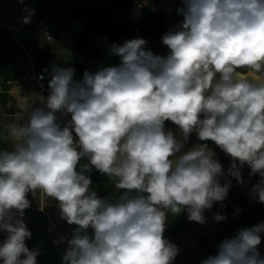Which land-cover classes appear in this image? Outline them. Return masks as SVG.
Listing matches in <instances>:
<instances>
[{"label":"clouds","instance_id":"clouds-1","mask_svg":"<svg viewBox=\"0 0 264 264\" xmlns=\"http://www.w3.org/2000/svg\"><path fill=\"white\" fill-rule=\"evenodd\" d=\"M181 5L182 21L161 36L166 57L137 36L108 46L119 65L85 70L80 80L75 68L53 65L47 96H21L14 82L19 111L0 121L8 145L0 149V264H37L23 221L37 193L76 226L53 241L67 245L62 264H173L169 214L186 210L204 224V211L228 196L208 141L259 174L250 197L264 204V0ZM25 11L27 22L35 10ZM93 168L114 192L98 195ZM229 174L243 184L235 163ZM262 234L264 222L242 227L200 264H264Z\"/></svg>","mask_w":264,"mask_h":264},{"label":"trees","instance_id":"trees-1","mask_svg":"<svg viewBox=\"0 0 264 264\" xmlns=\"http://www.w3.org/2000/svg\"><path fill=\"white\" fill-rule=\"evenodd\" d=\"M132 2L133 0H112L107 7L85 6L69 12V22H82L81 31L77 34L73 46V51L84 59L73 67L76 69L74 74L76 80L82 79L85 70H90L87 61L96 59L101 55V51L92 46L94 40L100 37H107L109 46L111 43L122 44L126 39L135 38L140 34L151 45L149 49L154 54H169V49L166 46L153 44L152 32L174 28L182 21L183 17L178 13L157 10L146 13L142 16V22L136 25L129 19L116 15L118 10H126ZM56 7L53 4L52 8L56 9ZM119 64L120 58L110 54L108 66H117ZM233 163H235L236 169L241 173L243 184L238 183L237 179L229 174V169ZM223 172L224 175L219 177V183L221 186L225 184L230 186L228 196L222 202H214L211 210L204 211L206 222L198 224L189 221L187 218L188 213L184 210L180 213L177 222L165 231L164 237L179 248V253L175 257L173 264H200L212 243L216 231L218 222L214 221L213 215L222 212L224 207L222 208L221 204L227 206L235 197L260 180L259 174L250 175L251 168L248 164L241 165L238 160L233 161L231 157L223 166ZM260 216V212L253 214L251 217L252 223L250 222L248 227L256 225ZM25 225L32 233V227L28 224ZM0 233L6 234L4 232ZM262 238H264V234H262ZM25 243L30 249L31 239L26 240Z\"/></svg>","mask_w":264,"mask_h":264},{"label":"crops","instance_id":"crops-1","mask_svg":"<svg viewBox=\"0 0 264 264\" xmlns=\"http://www.w3.org/2000/svg\"><path fill=\"white\" fill-rule=\"evenodd\" d=\"M26 1L27 0H23L25 4L29 5L32 8V6L26 3ZM138 1H140V4H138V6L145 5V3L147 2V0ZM21 3V0H0V54L3 55L1 59H4L0 62V121L8 119V122H10L9 116L19 111L16 108L18 97L9 95L12 88L14 87V82L20 88L21 96H30L33 93H39L44 96L48 95V91L45 90L43 86V83L45 81L39 83L36 82L35 75L33 76V81L35 83L28 80H20L18 69L21 65H24V63L19 62L20 54L17 52H13L15 51V48H12V44H15V46L19 47V49L22 51V60L24 58L28 59V65L31 67V71H33L34 64V62H32V59L29 58L25 53V48L29 46L27 38L21 33L11 34L7 30V26L13 24L17 19V16L20 12ZM95 3H97V0H66L64 3L56 4V9L49 8L41 14H38L37 11L32 8L35 10L38 16H43L48 11H53L54 22L61 23V25L57 26L53 32L54 34H57L61 30H65L68 33V38L66 40L67 47L70 49V52L66 54L63 53V47L57 44L46 45L45 43H42L35 49L34 59L40 60L44 57L45 54L51 55V52L53 51L59 54L58 59H61L63 61V63L65 64L64 67H74L75 65L81 63L84 59L82 56L76 54L73 51V46L77 34L81 31L82 25H78L74 21L69 22V12L76 8L95 6L97 5ZM177 3H179V1H177ZM171 13H177V11L174 10L171 11ZM19 37L23 38V42H19L17 40ZM5 41L8 43V45L5 44ZM100 41H103L105 43L107 52L109 53L107 37L97 38L95 42ZM6 46H9V48L7 49ZM92 46L95 47L93 43ZM109 62L110 53L106 66L109 65ZM12 75H14V77ZM9 81H13V83H9ZM208 144L210 149L217 152L218 158L221 161L223 168L230 157L222 162V159L226 155L221 152L219 148L214 146L213 143ZM6 148H8L7 143L0 142V149ZM89 175L91 180H94L95 177L97 179L98 177V173L93 171ZM28 199L31 201V207L25 209L23 221L25 224L30 225L33 229L30 248H39L41 255L45 259H47V263L37 261V264H62V255L67 245L66 243L54 244L53 241L58 240L61 235L70 236V233L76 226L68 225L66 221L60 218V210L57 206V201L52 200L51 198L41 200L40 193H37L35 198H33L31 194H29ZM177 216L171 215V217L167 221L166 230L171 227L172 224H174ZM50 224H52L53 227H50Z\"/></svg>","mask_w":264,"mask_h":264},{"label":"rangeland","instance_id":"rangeland-1","mask_svg":"<svg viewBox=\"0 0 264 264\" xmlns=\"http://www.w3.org/2000/svg\"><path fill=\"white\" fill-rule=\"evenodd\" d=\"M66 0H27L26 3L30 4L32 8H34L38 14H41L45 12L47 9L52 8L53 4H61L64 3ZM179 1V3H177ZM140 4V1L133 0V2L130 4V6L123 11H117V16L125 17L126 19L130 20V17L134 15H139L138 18H135L134 23L140 24L142 22V16H144L148 12H154L157 10L162 11H177L179 7H181V0H147L145 5L138 6ZM180 23V22H179ZM168 31V29L160 30V31H153L152 32V41L153 44L163 45L161 43V36ZM7 32V31H6ZM139 37H142L146 39L144 36L138 35ZM19 42H23V38L19 37L17 39ZM94 40L93 44L96 48H98L101 51V55L97 59L89 60L87 61L90 71H95L101 66H106L108 62L109 53L107 52L105 43L103 41L95 42ZM148 42V41H147ZM5 44L8 45V43L5 41ZM3 44V45H5ZM151 45L147 43V48L149 49ZM8 49L9 46H6ZM12 48H15V51L20 54L19 62L24 63V65H21L18 69V72L20 74V80H28L33 81V76L36 75V73L40 70H44L47 73V79L43 83V86L45 90L48 91V82L51 79V69L53 65H57L59 67H64V63L61 59H58L59 54L55 52H51L50 54H45L43 58L40 60L32 59L33 64V71H31V67L28 65L29 61L27 58H24L22 60V51L19 49V47L15 46V44H12ZM162 57H166L167 55L158 54ZM3 55L0 54V62L4 59H1ZM57 60H55V59ZM8 60V59H5ZM35 60V61H34ZM14 77V75H12ZM35 83V82H34ZM36 85V84H35ZM47 96V95H46ZM166 128L171 129L173 131H176L175 125L171 124V122H166ZM197 138L195 134H192L190 137V143H197ZM207 143H212L211 141H208ZM214 146H216L213 143ZM229 158V156H225L222 159V162ZM81 163H87L86 160L81 161ZM93 172L98 173V177L94 178L93 183L91 185L92 188L96 189L98 192V195L100 197H105L109 195L110 193L114 192L115 189L113 186H111V182L109 181L108 177L106 175H102L98 171H96L94 168L92 170ZM259 181H257L255 184H257ZM253 184L250 188H248L246 191L238 195L231 201L227 206H225L221 212V214L226 216V220L223 222H219L216 225V231L212 240V243L204 256L203 259L207 258L209 255H215L217 253V246L219 243L224 239H230L235 235V232H237L238 229L242 227H248V224L251 222V217L253 214L261 213L260 218L257 221V224L264 222V204H261L259 202H255L250 197V192L253 186ZM237 209L239 211L237 212ZM180 214H178L174 224L177 222ZM171 217V214H169V218ZM168 218V220H169ZM252 223V222H251ZM172 224V225H174ZM7 234L0 233V242L3 241L4 238H6ZM31 249V248H30ZM40 252V249L37 248ZM259 251L262 255H264V238H262V243L259 246ZM37 261L47 263V259H45L41 253L37 257Z\"/></svg>","mask_w":264,"mask_h":264},{"label":"built area","instance_id":"built-area-1","mask_svg":"<svg viewBox=\"0 0 264 264\" xmlns=\"http://www.w3.org/2000/svg\"><path fill=\"white\" fill-rule=\"evenodd\" d=\"M112 0H97V5L107 7L110 5ZM25 9H32L29 5L24 2L21 3L20 12L17 16L15 22L9 26H7V30L11 34H23L29 43V46L25 48L26 55L34 59L35 49L42 43L46 45L57 44L63 47V53L68 54L70 49L67 47V38L68 33L65 30H61L59 33L54 34V29L57 26H60L61 23L54 22V13L53 11H48L43 16H38L36 12L30 17V19L26 22L25 17L27 16V12ZM139 15H132L130 17V21L134 22L135 18H138ZM78 25H82V22L74 21ZM47 79V73L44 70H40L35 75L36 82H43ZM53 227L52 224L49 225Z\"/></svg>","mask_w":264,"mask_h":264}]
</instances>
